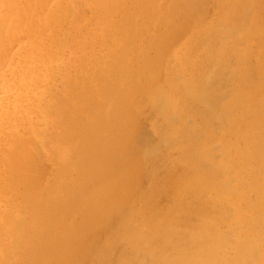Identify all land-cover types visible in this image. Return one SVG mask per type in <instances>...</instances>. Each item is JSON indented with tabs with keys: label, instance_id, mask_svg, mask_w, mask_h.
Here are the masks:
<instances>
[{
	"label": "bare ground",
	"instance_id": "6f19581e",
	"mask_svg": "<svg viewBox=\"0 0 264 264\" xmlns=\"http://www.w3.org/2000/svg\"><path fill=\"white\" fill-rule=\"evenodd\" d=\"M49 1L0 0V65L6 62H3V59L14 58L10 54V44L7 40L10 33L17 36V39L14 37L17 43L22 35H26L27 40L30 39L29 45L26 42L20 45L18 59L22 61L16 59L14 62L12 74L17 73L15 79L13 76L12 84L8 81L6 93L0 91V131L6 128V125L16 126L18 119L29 116L28 113H32L34 107L43 111L45 118L48 116L45 127L48 126L50 130L54 127L55 131L48 134V140H45L44 144L46 156L52 160L49 164L50 169L55 166L52 176L45 175L48 166L44 161H38L31 152L28 153L26 139L17 138L8 145L6 144L7 147L2 151L4 165L0 168V264H227L229 259L225 258L226 254L223 255L225 253L223 250L236 238L229 239L224 234L225 232L221 234L219 231L211 230L208 234L214 235L212 237L217 239L207 237L209 240L202 241L203 236L200 232L189 234L184 225H178L179 221L171 217L161 218L159 216L162 201L178 209H194L198 207L197 203L214 206L208 199L213 190L216 192L213 198L216 196V200L217 198L221 199L218 200L220 202L225 200L237 207L234 208L223 201L237 210V216H232V218L235 217L241 227L240 231L237 230L239 234L236 236L238 241H241L238 243V251L235 253L236 256L234 254L233 258L229 257L233 260L228 262L254 264L257 242L254 243L253 239H250L252 233L249 230L252 228L254 231L256 226H260L259 231L264 229V203L263 205L261 203L264 199L263 184V188H257L255 184L250 186L252 192L255 191L258 197H262L259 198L260 202L258 200V205L261 203L260 207L254 203L249 208L251 211L248 213H252L253 219L246 216V211L245 213L241 211V215L239 213L241 202L239 203V199L236 201V194L239 192L232 190L234 188L229 177L220 182L213 177V173L216 175L219 172L226 173L225 167L228 164L221 163L217 159V153L220 151V154L226 155L225 152L230 144L225 143L228 145L226 149L222 146L223 141L219 142L220 144L216 141V136L212 140L206 139L205 128L202 130L195 123L189 124L190 118L181 120L184 125V127L181 125L185 135L184 139L190 143L189 147L179 152L178 159L184 164L183 168L176 170L169 167L165 169L163 176L159 174L158 177L157 175L152 177L151 184L140 194L141 203L131 205L130 201L145 174L146 159L153 157L156 162L158 156L162 155H159L160 147L175 143L177 140L168 136V139L159 136L158 140L147 137L136 121L135 111L131 108V100L138 96L146 103L148 102L150 107L160 106L161 109H155V112L166 118L171 117L173 113L168 105L173 104L174 101L165 104V84L163 85L162 82L164 78L162 80L160 78L162 83H157L159 79L156 82L153 80L157 79V75L160 74V70L157 74L158 69L155 71L154 67L162 60L160 49L162 50L161 45L164 44L165 36L167 33L174 34L177 28L180 29L181 23L174 18L176 17L174 12L184 9L183 14L187 12L191 15L199 11L203 17H207L206 7L209 3L216 7L224 4L235 6V17L239 18L240 14H244L243 12L253 5L252 3L259 2L262 7L264 0H212V2L211 0H54L56 2L54 11L47 6ZM40 7L42 10L39 9ZM164 9L167 11L162 12ZM248 14L249 12H246L244 15L248 16ZM154 18L161 19L167 24L162 27L163 29L157 30L158 33H154L152 24ZM187 19L190 21L189 18ZM241 19L239 22L242 21ZM11 20L14 24L10 26ZM63 20L69 21L71 28L62 32V37L54 41L51 30L57 26L52 25L59 24ZM168 20L171 23L168 24ZM256 25H254L252 34L255 29L256 32L264 33V29ZM218 27L222 29L220 39L223 37V29L233 28L231 25ZM234 28L237 29V25ZM232 32L230 31L231 34H237L240 37V31ZM147 33H153V36L146 41L145 37H142ZM226 38L228 37L225 35V40ZM25 45L30 49H26ZM236 46L240 48L239 45ZM23 54L24 58H22ZM232 54V57L235 56V53ZM28 57L33 58L32 66ZM239 58L238 60L241 59ZM238 60L236 58L237 62ZM217 61L203 69L205 73L194 80L196 83L188 82L180 86H183L181 87L183 94L197 100L198 104L200 103V107L197 106L201 112L205 114L211 112L207 113L209 116H212L214 112L215 118L222 122L230 117L228 113L234 110L237 112L238 102H243L247 94L240 92L235 97L230 96L228 100L226 97L223 99L225 102L222 101L220 112L217 109L219 108L217 100L211 102L206 97L204 100L207 99V102L202 100L203 95L212 87L210 76L217 70L215 66L219 63ZM24 62L25 65L21 64ZM146 66H150L151 70L143 71ZM246 66L243 65L245 70L242 68L240 75L250 87L243 91L255 90L264 108V66L258 70L252 69L251 64L249 69H246ZM235 67L238 69V66L235 65ZM169 68L170 66L166 69L170 72L171 68ZM163 73L160 76H163ZM189 77L192 76L189 74L188 79ZM40 78L41 81L44 80V84L42 91L38 92L35 88ZM54 79L60 80L61 83L57 93L55 92L58 89L54 90L52 87L56 83ZM182 80L185 79L182 78ZM167 81L170 83L169 80ZM166 85L168 86L167 83ZM46 93L49 99L46 98ZM23 99L32 100L30 111L26 110L23 105ZM200 100L204 102L203 105ZM254 106L246 109L249 115L259 117L264 114V109L262 112L258 106ZM23 110H25L24 113L21 112ZM192 111L194 112L193 108ZM20 112L25 115L19 117ZM184 113L181 111V114ZM239 114L243 116L242 113ZM234 115L233 113L231 116ZM28 124L31 125V123ZM230 128L224 127L225 132ZM257 128L255 132L259 131ZM232 129L234 128L232 127L230 131ZM210 130H207L208 137ZM215 130L217 129L214 128ZM216 132L219 133L220 129ZM236 132L239 131L236 130ZM210 134L213 136L214 132ZM237 134L239 136V133ZM232 140H229V143ZM235 140L232 143L236 144ZM256 146L254 156L264 159L263 142L258 145L256 143ZM204 147H208V151ZM215 149L218 150L212 153ZM227 155L226 158L220 159L229 158L230 155ZM229 159L232 160L231 157ZM247 161L243 163H250V159ZM262 163L263 160H261ZM246 164H240V166L244 168ZM262 171H264V166ZM122 175L125 177L123 178ZM227 211L229 212V208ZM135 215L141 216L138 224L133 222ZM227 217L226 219H229ZM246 225H249L248 229ZM244 231H247L245 235H243ZM127 232L134 235L135 241L129 248L118 250ZM184 233H188L189 241H186L183 246V241H177V235Z\"/></svg>",
	"mask_w": 264,
	"mask_h": 264
},
{
	"label": "rangeland",
	"instance_id": "374dc122",
	"mask_svg": "<svg viewBox=\"0 0 264 264\" xmlns=\"http://www.w3.org/2000/svg\"><path fill=\"white\" fill-rule=\"evenodd\" d=\"M211 2H212V0H211ZM54 3L56 4V2L54 0H50L47 3V6L49 7V9L51 11H54L56 8ZM252 4H253V5H251L252 7L251 6L248 7L247 10H245V12H243L244 14H246V12H249L248 16L244 15V14H240L239 18H236L237 16L235 17V15H236V7L235 6L234 7L233 6H225L224 4L216 7L214 4L209 3L206 7V11L208 14L207 17L206 16L203 17L202 16L203 14H201V12H199V11L196 14H191V15L187 14V12L183 14V12L185 11L184 9L183 10L180 9V10L174 12V16H176L174 18L179 20L178 23H181L179 26L180 29L178 30V28H177V30L175 31L174 34H168L167 33V35L165 36V40L163 42L164 44L161 45L162 50L159 48L160 51L162 52V56H163L162 60L159 61L160 63L158 62L154 67L155 71L158 69L156 71L157 74H159V73L160 74L157 75L158 76L157 79L153 80V82H156L159 79L157 83L163 82V85L165 84L164 85L165 95H166L165 104H167V103L170 104V103H173V101H174L173 104L168 105V108H170V107L172 108V109L170 108V110H172L173 113L171 114V117H169V118H166L165 116L159 115L155 111L161 109L160 106H158L156 108H154L155 106L150 107L148 102L146 103L145 100L143 101V99H141L138 96L133 97V99L131 100V108L135 111V118H136L137 123H139L140 129L145 133V135H147V137L154 139V140H158V138L160 139L159 136H163L164 139H166L168 136L170 138H173V140L177 139L178 141L176 140L177 142L176 141H175V143L172 142L173 144L171 143L170 145L167 144V145H163L162 147H160L161 153H159V155L160 154H162V155L158 156V159L156 160V162H155L153 157H149L146 159L145 174L140 180L137 192L135 193V195L132 197V199L130 201L131 205H139L141 203L142 200H141L140 194L142 193V190L147 189L148 185L151 184V178L152 177H154L155 175H157V177H158L159 174L160 175L162 174V176H163L165 169L169 168V167H173L176 170L179 169L180 167L183 168L184 164L179 162V159H178V157L180 155L179 152L190 146V143L186 139H184L185 135L183 134V131H182L184 125H182L183 121H181V120H183V118H187V119L190 118V120H188L189 124L195 123L200 128H202V130H204V128H205L207 135L204 134V136H206V139L209 138L210 140H212L213 137L216 136L215 139L218 143L219 142L222 143V141H223L222 144H224V145H222V146L226 147L230 144L231 149L229 147L225 153H226V155L228 153V155H230L229 158L231 157L232 160H230L228 157H227V159H220V158H226V155L220 154V151H218V153H219V155H218V153L216 152L217 157H218L217 159H219L221 161V163H224V164L227 163L228 164L225 167L226 173L219 172V173H217V175L213 173V177L215 178V180L217 182H220L222 180L225 181L229 177V179L231 180V184H232L233 188L235 189V190L234 189H232V190L235 191L236 193L239 192V193H237L239 195L236 194V197H237L236 201H237V199H239V203L241 202L240 203L241 209L239 210V213L242 215V212L244 211V213H245V211H246V213H245L246 216H249L253 219L252 213H248L249 211H251V209H249L251 207V205L254 203H256V205L258 207L261 206V203L263 205L264 199L261 200V203L258 205V200H259V198H262V197H258L256 195L255 191L252 192V190L250 189V186L252 184H255V185H257L256 186L257 188L258 187L259 188L264 187V181H263L264 176L262 177V174H264V171H262L263 166H264V159H261L258 156H254V151L257 148L256 143H257V145L260 142L261 143L263 142V144H264V135H263L264 134V132H263L264 131V129H263L264 128V122H263L264 121V114L261 113L262 115L261 116L259 115V117L258 116H252V115H249V113H247L246 109L249 108L250 106H254V105L258 106L259 109H261V110L264 108H263L262 100L257 95L258 93L256 94L255 90L250 89L248 91H243V90L249 89L250 86L249 85L247 86V82L240 75L241 74L240 71L243 69L245 70V67H243V65L244 66L248 65V66H246V69H249V68H251L250 67V64H251L253 67L252 69H254V70H258V69H260V67L264 66V33L263 32L262 33L256 32V29H255L254 34H252L253 28H255L254 25H256V21H257L256 27H261L264 29V11H263L264 10V3L262 4V7H261V3H259V2H257V3L255 2ZM257 4L258 5L260 4V5L258 6ZM219 7H221V8H219ZM229 8H231V9H229ZM39 9L42 10V7H40ZM164 11H167V10L166 9L162 10V12H164ZM179 11L183 15L181 13H179ZM177 12L182 17H180ZM258 12H260V14ZM198 14L200 15V17H198L199 16ZM186 15H188L187 18H189L190 21L186 18ZM242 16H246L247 18L245 19V17H242ZM256 16H257V18H256ZM233 17H235L236 20ZM251 18L254 19L253 20L254 22L252 21ZM240 19L242 20L241 22H239ZM258 19H259V24H258ZM245 20H246V22H244ZM40 21H41V19H40ZM168 21H169V22H167L168 24L171 23L170 20H168ZM234 22H235V24H234ZM252 22H253V24H252ZM12 23L14 24L13 20L10 21V26L12 25ZM239 23H241V24H239ZM41 24H42V22H41ZM60 24H62V26ZM152 24L154 26V31H155L154 33H158L157 30L163 29L162 27H165L167 25L161 19H159V20L155 19L152 22ZM238 24H239V28H238ZM156 25L158 28L156 27ZM230 25L233 28L223 29V37H222V39H220L219 35H220V31L222 29L221 28L219 29L218 26L223 27V26H230ZM235 25H237V29L234 28ZM52 26L53 27L57 26V28L55 27V28H52V30H51V32H53L52 38L55 41V40H59L62 37V32H66L67 29L71 28V23L67 20H63L59 24H55ZM201 27H203L204 29ZM224 30L225 31L227 30V31L225 32ZM230 31L231 32L233 31L232 33H236L237 31H240L241 32V33L239 32L240 37H238L237 34H235V35L231 34ZM216 32L217 33L219 32V33L217 34ZM247 32H249V33H247ZM56 33H57V35H55ZM224 33L228 37V38H226V40H225ZM11 35L13 37H11ZM217 35H218V37H217ZM152 36H153V33H147L142 38L145 37V40L147 41V39L148 38L151 39ZM214 36H216V37H214ZM14 37L15 38L17 37V36H15L14 33H10V35L7 37V40L10 44V54L13 55L14 58H10V57H8V59L5 58V59H3V62H5V61L6 62L0 65V89H1L0 91L2 93L7 92L8 81L10 82V84H12V81H11L12 77L14 76L13 79H15V77L17 75V73H15L14 75L12 73H13V69H14V62L19 57L20 45H23L25 42L27 45L30 44V41H29L30 39L27 40L26 35H22L21 39H18V40H20L19 43H17L18 42L17 40H14ZM236 37H238L239 39ZM234 38H236V39H234ZM216 40H217V42H216ZM232 45H233V47H232ZM236 45H239L238 47H240L242 49L237 48ZM234 46H236V47L234 48ZM25 48L28 50L30 49V47H28V46H26ZM26 49L24 51H26ZM238 49H239V52H237ZM243 49H245V50L243 51ZM24 51H23V53H24ZM231 52L233 54L235 53V56ZM236 52H237V55H236ZM231 54L233 55V57L231 56ZM230 56H231V58H230ZM239 57L241 59L243 58V61H241V59ZM22 58H24V54L22 55ZM236 58H237V60H238V58L240 59V60H238V62H240V63H238L236 61ZM30 59H32V61ZM244 59H247V60L244 61ZM250 59L253 60L254 62L251 61ZM18 60L22 61L21 59H18ZM216 60H218L217 62H219L216 65L214 64L217 68V70L215 71L217 74L215 72H213L214 74L210 76V78H212V80H211V83H212L211 86L212 87L210 88V90L208 92H206V93L204 92L206 95L205 94L203 95L204 97L202 100H204L205 97L208 98L211 102L213 100H217L218 107H219L217 109L220 112V109H221L220 106L222 105V101L225 102V100H223V99H226V97H227L226 100H228V99H230L229 98L230 96L235 97L240 92H245L247 94V95H245L246 99L243 102H241V103L238 102V105L240 106V109H239V106L237 105V112L238 113L235 110L233 112H230L232 114L228 113V115L230 117L226 118L225 121L223 120L224 123H222L223 121L220 122V120H217L215 118L214 112H212V114H211L212 116H209L207 114V113L210 114L211 112H207L206 114L201 112V109L199 108L200 103L198 104L197 100L195 101L194 99L190 98L189 96H188L189 97L188 98L185 94H183L184 93V92H182L183 88L181 90V87H183V86H180V85L188 83V82L196 83V81H194V80L198 79L199 77H201V75H203V73H205V70H203V69H206L207 66H209V65H213V62L216 63ZM28 61L31 62V66H32L33 58L28 57ZM247 61L249 63L250 62L251 63L249 64ZM256 63H257V66H256ZM21 64L25 65V62L21 63ZM162 64H164V65H162ZM204 64H206V65H204ZM158 65H160V66H158ZM202 65H204V66H202ZM235 65L238 66L237 67L238 69H236ZM169 66L171 69L173 68L172 70L169 68L170 72L168 69H166ZM240 66H241V68H239ZM149 67L150 66H148V67L146 66L145 68H143V71L148 72L149 70H151L150 69L151 67L150 68ZM234 67H235V69H234ZM16 70H18V68H16ZM159 70H160V72H159ZM234 71H236L235 72L236 74L234 73ZM162 73H163V76H160V75H162ZM189 74L192 77H189V79H188ZM165 76L167 79L165 78ZM160 78H161V80L164 78V80L161 82ZM182 78L185 80H182ZM167 80H169L170 83H168ZM40 81H41V78H40V80H38L36 88H35V90L37 89L36 91H38V92L42 91V87H43L42 85L44 84V80H42L41 82ZM53 81L58 83V84H56L53 82L54 85L52 86L54 88V90L58 89L55 92V93H57L60 90L61 83H60V80H58V79H56V80L54 79ZM176 82H177V84H176ZM166 83L168 84V86L166 85ZM39 84H41V85H39ZM242 84H244V85H242ZM174 86H176V87H174ZM198 87H200V86L198 85ZM12 88H13V86H12ZM4 89H6V91ZM174 90H176V91H174ZM175 92H177V93H175ZM166 93H168V94H166ZM170 93L172 96L170 95ZM22 96H24V94H22ZM45 96L47 99H49V96L47 93L45 94ZM167 97H168V99H167ZM248 98H250V99H248ZM178 99H180V100H178ZM251 99L254 101H252ZM259 99H260V101H259ZM167 100H168V102H167ZM202 100H200V102H202L201 105H203L207 99L204 100V102ZM249 100H251L250 103H249ZM191 102H193V103H191ZM31 103H32V100L23 99V105L25 106L26 110L30 111V107H32ZM259 104H261L262 106L260 107ZM173 105H175L176 107L175 106L172 107ZM223 105H224V103H223ZM179 107H181L182 110ZM189 107H190V109H189ZM196 107H198V108H196ZM165 108H167V106ZM192 108H193L194 112L192 111ZM195 109L196 110L200 109V110L196 111ZM222 109H223V107H222ZM243 109H245V111H242ZM33 110L34 111L32 113H28L29 116L19 118L16 126L12 127V126L6 125V128H4L2 131H0V168L4 165V163H3V152L2 151L7 147V145L10 142L16 140L17 138H20V139H26L28 141V145L26 146V147H28V153L31 152L35 156V158H37L38 161H44V163L48 166V171L45 173V175H49V176L51 175L52 176L54 171H55V166L50 169L49 164H50V161H52V160H51V158H49V159L47 158V156H46L47 153H46V149L44 147V144L46 143L45 140L46 141L48 140V134L55 132L54 127L52 130H50L48 128V126L45 127V123L47 121L48 116L45 118L44 112L41 111L40 109H38L37 107H34ZM24 111L25 110H23L21 112L24 113ZM181 111H182V113L185 112L186 115H184L185 113L181 114ZM21 112L19 113V117H21L22 115H25V114H22ZM262 112H263V110H262ZM213 113H214V115H213ZM233 113L235 115L231 116V115H233ZM239 113H242L243 116H239L240 115ZM157 115H159V116H157ZM43 117L45 119H43ZM162 117L164 119H162ZM202 117H203V119H202ZM233 117L234 118L237 117V118L234 119ZM177 118H178V120H177ZM205 118H207V119H205ZM230 119L231 120L233 119L232 121H234V122L232 123ZM179 120H180V122H179ZM237 120H239V122ZM200 121H202L203 123ZM226 121L229 124L226 125V123H227ZM235 122H236V124H235ZM28 123H31L32 126ZM230 123H232V124L230 125ZM222 124L225 126H223ZM261 124H262V126H261ZM39 126L42 127L43 129L40 128ZM204 126H206L207 128L209 127L210 129H213L212 131L216 135L213 134V136H211L210 133H212V131L209 128L206 129V127H204ZM256 126L259 128H257ZM213 127L217 130L220 129V132L217 133L216 132L217 130L214 131ZM224 127L225 128L226 127L227 128L233 127L234 128V129H232L233 132L230 131L231 128L229 130L226 129V132H225ZM243 127H244V129H243ZM255 127L257 128V131L259 129L258 132H255L256 131ZM45 128H47V129H45ZM238 128H240V130H238ZM12 130L15 132L13 133ZM159 130H161V131H159ZM207 130L208 131L210 130L209 137H208V133H207L208 131ZM227 130L230 132L228 133ZM236 130L239 132H236ZM260 130H262L261 131L262 133L260 132ZM240 131H242V132H240ZM234 132H235V135H233ZM231 133H232V135H231ZM237 133H239V136ZM241 133H243V134H241ZM160 134H162V135H160ZM247 134H249V135H247ZM257 134H260L261 136L262 135L263 136L258 138L260 135H257ZM217 135H219V136H217ZM223 135H225L226 138L223 137ZM237 136L239 137L238 139H237ZM241 136H243V137H241ZM227 137L229 139H227ZM179 138H181L182 140H180ZM234 138L237 140H235ZM248 138H250V139H248ZM255 138L256 139L258 138V139L256 140ZM229 140H232V141L235 140L236 144L232 143V141H231V143H229ZM237 141H238V143H237ZM226 142L228 143V145H225ZM204 149L208 151V147H204ZM226 149H227V147H226ZM217 150L218 149L213 150L212 153H215V151H217ZM237 153H239V154H237ZM246 154H247V156H246ZM213 155L215 156V154H213ZM238 157L240 158V161H239ZM248 157L250 159V163L246 164V162H245L246 167H244V168L241 167L240 164L245 165L243 162L247 161V160L249 161ZM258 159L263 160V163L261 164V160L259 161ZM237 162H238V164L239 163L240 164L238 165ZM176 164H178V165H176ZM188 164H189V162H188ZM190 165L192 166L193 164H190ZM234 165H236V166H234ZM227 167H228V169H227ZM230 167H231V169H230ZM222 171H224V170H222ZM228 171H229V173H228ZM220 173H221V175H220ZM215 175H216V177H215ZM122 176H123V178L125 177L124 175H122ZM157 177H156V179H157ZM256 177H258V178H256ZM261 177H262V179H261ZM220 178H221V180H220ZM262 184H263V187H262ZM240 192H241V194H240ZM214 193H216V192H214V190H213V193L211 192V195H209L208 199H210L212 201L211 202L212 205H214V206L216 205L217 207L211 206L209 204L197 203L198 207L194 208V209H192V208L191 209H180V208L178 209V207L177 208L171 207L168 202L162 201V202H160L159 216L161 218L162 217H171V218L175 219V221L176 220L179 221L178 225L179 226H181V224L184 225L186 230L189 232V234L200 232L201 235L203 236L201 239L202 241L205 239L209 240L210 238L213 240L217 239V238L212 237L214 235L211 236L210 234H208L209 231H211V230H213V232L219 231L221 234H222V232L223 233L225 232L224 234H226L229 237V239L236 238L237 241L234 239L235 243H234V241H233V243L228 242L230 244H228L225 247V250H223V252L225 251V253H223V255L225 256V254H226L225 258L227 260L229 259L228 261H230L233 259H230L229 257H232V258L234 257V254L238 251V247H239L238 243L241 242V241H238V238L236 237L239 234L238 231H240V229H241L238 221L235 218L237 216L238 212L236 209H234L236 207L235 205H232L231 203L223 200L224 202H227L228 205L230 204L231 206H233L234 207L233 208V207L228 206L226 203H223V201H221V202L218 201L221 199L217 198V200H216V196L213 198ZM245 193H247V194H245ZM241 195L243 196V198ZM252 199H253V203H252ZM247 200L251 201V203H249V201H247ZM259 202H260V200H259ZM219 204H221L223 206H221ZM244 205L246 206L245 208L243 207ZM219 206H221V207H219ZM218 207H219V209H218ZM228 208H229V212L227 211ZM220 209L222 212L220 211ZM231 212L234 214H232ZM244 213H243V215H244ZM223 216H224V218H223ZM232 216H235L234 219L232 218ZM137 217H139V218H137ZM226 217L229 219H226ZM244 217H245V215H244ZM140 221H141V216L135 215L133 222L135 224H138ZM247 226H249V225L245 226L248 229ZM261 226H263V225L261 224ZM187 227H189V228H187ZM258 227L260 228V226H256L257 230L254 229V231H252V228L251 229L249 228L250 229L249 231L252 233L250 236V239H253L254 243L257 242V250L255 252V256H256L255 258L256 259L254 260V264H264V231L261 232V230H264V229H260V231H259ZM263 228H264V226H263ZM191 229H193V230H191ZM197 229H201V230L198 231ZM204 230H206V231H204ZM231 230L234 231L235 233L234 232L232 233ZM256 231H258L259 233ZM254 232L257 234V237H256V234ZM204 233H206V234L204 235ZM246 233H247V231H244V234L243 233L242 234L245 235ZM126 234H125V239L118 246V250L129 248L132 245V243L135 241L134 235H132L129 232H127ZM181 235H182V237H181ZM187 237H188V233L179 234V235H177V238H178L177 241H183L184 242L183 246H184L185 242L189 241V239ZM255 240H257V241H255ZM242 241H244V240H242ZM235 256H236V254H235ZM228 261H227V264H231V262H228Z\"/></svg>",
	"mask_w": 264,
	"mask_h": 264
}]
</instances>
